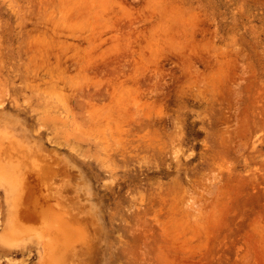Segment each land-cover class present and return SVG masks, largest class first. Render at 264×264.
Returning <instances> with one entry per match:
<instances>
[{"label": "rangeland", "instance_id": "obj_1", "mask_svg": "<svg viewBox=\"0 0 264 264\" xmlns=\"http://www.w3.org/2000/svg\"><path fill=\"white\" fill-rule=\"evenodd\" d=\"M1 151L0 228L35 160L87 216L63 264H264V0H0Z\"/></svg>", "mask_w": 264, "mask_h": 264}, {"label": "bare ground", "instance_id": "obj_2", "mask_svg": "<svg viewBox=\"0 0 264 264\" xmlns=\"http://www.w3.org/2000/svg\"><path fill=\"white\" fill-rule=\"evenodd\" d=\"M42 135V133H40ZM3 152H0V162ZM4 171V165L1 167ZM0 168V170H1ZM18 167V169H22ZM48 169V168H47ZM47 169H44V164L32 161L29 172L26 177L24 187H17V176L11 178L6 184L7 192L5 194V207L9 208L7 220L4 223L7 225H18L23 228L28 234L31 232H39L43 236L37 238H28V242L23 246H18L22 240L19 234L11 231L6 232L4 225L0 228L3 232L0 234V254L10 253V249L5 248L4 243L7 241L13 242L15 251L20 254L28 252L34 244L41 249L37 253V261L28 264H63L65 259H59L57 254L64 255L77 239L82 238V234L78 233L74 227L75 222L85 220L87 216L77 218L78 212H74L73 205L67 202V197L61 196L62 193L54 191L52 187L45 184ZM56 190V189H55ZM72 199L71 197H69ZM78 208V207H77ZM80 209V206H79ZM20 247V248H18ZM51 256V257H50ZM62 258V257H60ZM26 264V262L24 261Z\"/></svg>", "mask_w": 264, "mask_h": 264}]
</instances>
